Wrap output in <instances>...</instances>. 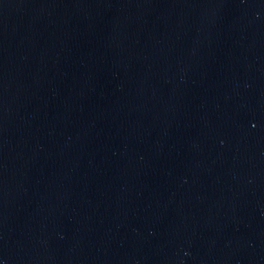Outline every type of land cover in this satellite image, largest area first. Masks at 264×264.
I'll return each instance as SVG.
<instances>
[{
  "label": "water",
  "instance_id": "95a60500",
  "mask_svg": "<svg viewBox=\"0 0 264 264\" xmlns=\"http://www.w3.org/2000/svg\"><path fill=\"white\" fill-rule=\"evenodd\" d=\"M0 264H264V0H0Z\"/></svg>",
  "mask_w": 264,
  "mask_h": 264
}]
</instances>
